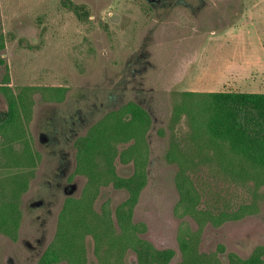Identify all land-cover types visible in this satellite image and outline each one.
<instances>
[{
  "label": "rangeland",
  "instance_id": "1",
  "mask_svg": "<svg viewBox=\"0 0 264 264\" xmlns=\"http://www.w3.org/2000/svg\"><path fill=\"white\" fill-rule=\"evenodd\" d=\"M0 35V123L8 111L2 88L27 92L32 103L25 137L39 154L33 168L26 164L18 173L29 181L17 237L0 233V264H67L50 260L46 250L65 199L79 198L86 182L74 174L76 147L93 124L128 102L145 109L152 124L146 183L132 213L145 244L139 255L128 250L124 264H178L177 238L187 227L199 237L198 252L222 264L264 260V185L221 172L207 160L209 149L197 152L189 176L201 195L199 209L218 214L255 206L238 220L200 228L179 206L178 168L165 157L172 142L185 148L190 142L185 113L174 116L183 93H264V0H0ZM41 88L64 89L62 100H45ZM0 166L1 196L9 186L3 178L17 171L6 174ZM115 170L122 178L134 172L131 162L118 159ZM128 198L125 189L109 185L100 189L94 209L109 204L114 220L117 210L126 214ZM69 215L70 237L79 242L76 225L90 216L74 209ZM146 245L173 255L163 263L168 253L151 256ZM84 248L86 264H97L91 237Z\"/></svg>",
  "mask_w": 264,
  "mask_h": 264
},
{
  "label": "trees",
  "instance_id": "2",
  "mask_svg": "<svg viewBox=\"0 0 264 264\" xmlns=\"http://www.w3.org/2000/svg\"><path fill=\"white\" fill-rule=\"evenodd\" d=\"M3 42L4 38L0 35V48L4 46ZM7 76L8 71L5 84L8 82ZM2 90L6 93L8 111L7 117L0 123V165L6 174L12 170L17 173L7 174L3 178L9 179V186L0 196V233L15 239L20 223V199L29 181L28 174L18 173L23 172L26 164L33 168L39 154L25 137L28 130L24 118L27 119L32 103L27 92L22 90L12 95L6 86ZM40 92L45 100L59 102L64 89L41 88ZM174 108L175 117L185 113L191 131L186 148L184 144L172 142L165 155L166 160L178 168L175 183L183 213L201 228L206 223L221 225L255 212L252 204L241 205L234 211L222 210L218 214H214L213 210L199 209L201 195L189 172L195 171L198 165L197 152L199 154L203 149H209L212 156L206 159L213 161L221 172L243 182L252 181L255 187L264 185V93L185 92L181 103ZM151 124L150 114L145 109L128 102L108 112L87 130L76 147L74 169V174L84 177L86 182L79 198H66L63 203L54 238L46 250L50 260L86 264L84 239L87 236L93 239L97 264H124L122 259L128 250L138 255L142 252L145 242L137 237L142 226L132 222V213L146 183L149 155L147 133ZM15 144H22V148L17 150ZM121 145L125 147L118 150ZM115 159L123 165L131 162L133 174L128 178L119 177L115 170ZM109 185L125 189L129 197L126 214L117 210L114 220L109 204L101 205L99 212L94 209L100 189ZM70 209L82 213V217L90 216L89 221L82 220L76 225L81 231L79 242H75L78 237H70L69 234L74 232L69 224ZM64 231L67 233L64 234ZM191 233L187 227L178 235L181 253L178 264H222L214 254L198 252L199 237ZM77 246H81L80 251ZM145 250L158 258L168 253L163 263L173 255L172 251H157L149 245ZM261 254H264V249ZM260 260L259 264H264V260ZM228 264L236 263L230 260Z\"/></svg>",
  "mask_w": 264,
  "mask_h": 264
},
{
  "label": "crops",
  "instance_id": "3",
  "mask_svg": "<svg viewBox=\"0 0 264 264\" xmlns=\"http://www.w3.org/2000/svg\"><path fill=\"white\" fill-rule=\"evenodd\" d=\"M237 74H238V72L234 71V70H233V72H230V76H233L234 78H237Z\"/></svg>",
  "mask_w": 264,
  "mask_h": 264
}]
</instances>
